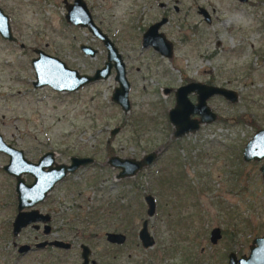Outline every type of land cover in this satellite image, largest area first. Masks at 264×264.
Wrapping results in <instances>:
<instances>
[{
	"label": "rangeland",
	"instance_id": "1",
	"mask_svg": "<svg viewBox=\"0 0 264 264\" xmlns=\"http://www.w3.org/2000/svg\"><path fill=\"white\" fill-rule=\"evenodd\" d=\"M58 1L0 0L15 37L25 45L21 50L0 39V135L30 161L47 151L55 153L57 163L72 156L94 159L38 207L55 213L63 237L71 234L65 220H78L75 249L61 254L62 264L81 263V244L91 249L95 264H227L230 252L247 255L251 241L264 231V160L245 162L242 157L246 143L264 130V3L200 1L218 8L214 22L200 25L202 42L177 44L175 60L163 61L168 74L163 77L157 73L162 69L152 66V55L141 49L135 20L123 14L96 19L126 63L131 109L124 113L111 101L117 87L113 76L73 94L33 89V48L47 47L81 74L91 75L105 62L102 43L67 25ZM176 27L168 28L172 39L180 37ZM80 44L97 49V55L83 56ZM185 76L213 80L235 91L238 99H211L210 108L222 120L170 142L173 128L169 131L163 112L172 107V98L162 90L175 89ZM115 128L120 131L111 136ZM107 146L120 158L139 160L152 152L156 158L135 177L117 180L119 170L107 164ZM7 162L0 153V264H37L39 259L17 257L12 247L16 201L14 179L3 171ZM146 195L156 204L152 218L146 214ZM143 220L155 240L147 250L137 238ZM215 228L222 238L212 245ZM107 233H123L127 240L109 244ZM36 236L27 231L16 242L34 243L40 239Z\"/></svg>",
	"mask_w": 264,
	"mask_h": 264
},
{
	"label": "water",
	"instance_id": "2",
	"mask_svg": "<svg viewBox=\"0 0 264 264\" xmlns=\"http://www.w3.org/2000/svg\"><path fill=\"white\" fill-rule=\"evenodd\" d=\"M72 9L66 16V22L76 27L87 29L88 32L98 39L107 51L108 62L102 68L95 71L93 76H79L76 71L69 70L59 60L43 55L40 52L39 59L33 61V69L35 70L36 82L35 88L49 87L57 93H75L81 88L90 84H95L99 81L106 80L110 75V70L114 66L116 70L115 88L111 101L118 105L124 113H128L131 109L129 101V83L126 78L125 67L120 55L118 54L114 44L110 39L94 24L89 15L74 16L71 14ZM159 24L152 27L143 39V47L151 46L155 51L171 57L172 46L167 42L163 35L157 34ZM0 36L6 40L12 41L11 30L8 23V18L3 15L0 10ZM81 50L88 56L94 57L97 53L96 49L90 47H81ZM114 63V65L112 64ZM195 91L199 95L198 105L193 107L187 100V94ZM205 91V94L202 93ZM220 96L224 100L231 103L237 102V95L231 90H226L218 87L201 86L199 84H191L179 88L176 91V105L169 112V121L174 128V138L179 139L187 134L194 133L199 128L200 124H211L216 121V115L213 114L206 101L209 97ZM192 106V107H191ZM190 114L199 115L200 122L191 121L188 117ZM119 132L118 128L111 131L110 135L115 136ZM0 153L8 156V164L3 167V171L10 177H13L16 182L17 209L18 214L13 223V235L16 236L20 230L37 221H45L46 216H42L38 211L23 212L24 209H31L39 202L44 200L46 194L52 190L54 185L61 181L67 174L74 173L79 167L91 163V159H71L70 165L56 166L55 169L43 172V166L53 163V154H46L38 164L28 162L20 150L6 144L0 135ZM245 162H261L264 160V130L257 131L252 138L246 143L243 153ZM156 158L154 152L142 156L139 160L132 158H120L113 156L109 158L107 164L112 169H118L116 176L117 180L133 178L137 173L149 167ZM260 173L264 182V162L260 167ZM22 175H30L33 179L31 186L25 185ZM144 202L147 206V216L151 218L155 213V201L151 195L144 197ZM220 238V231L215 228L211 232V242L215 243ZM124 237L119 234L107 233L106 240L111 244H121L124 242ZM139 239L144 248H150L154 242L148 232V222L144 221L142 228L139 231ZM56 246L61 248H69V245L57 242ZM255 245V246H254ZM43 245H40L42 247ZM27 248H20V252ZM82 264H88L89 250L82 246ZM228 264H264V233L261 238L253 241V247L250 248L248 257L236 259L235 255L229 256Z\"/></svg>",
	"mask_w": 264,
	"mask_h": 264
},
{
	"label": "flooded vegetation",
	"instance_id": "3",
	"mask_svg": "<svg viewBox=\"0 0 264 264\" xmlns=\"http://www.w3.org/2000/svg\"><path fill=\"white\" fill-rule=\"evenodd\" d=\"M200 1H202V0H192V2H189V0H59L58 2H56V7L58 9L60 8V9L63 10V12L61 14L63 15V18L65 20V23L67 25H69V26H72L71 28H74V29H79V27H76V26H74L72 24H68L66 22V19H65L66 16L68 15V13H69V9H72L71 14H73L76 17L78 15L79 16H82V15H84V13L86 15H89L90 18L92 19V21L94 22V24L114 44V47L116 48L118 54L121 57V60L123 61V64H124V67H125L126 78H127L126 63L123 60V57H122L121 53L119 52L118 48L116 47V43L114 42V40L112 39V37L108 33L104 32L97 25L96 19L105 18V16H118V15H122L123 14V17L124 16L125 17L128 16V18L135 20L134 21V24H133L134 25L133 29H134V31H137L136 34H138V35L140 34V45H141L142 51L143 52H148V53H150L152 55V57H153L152 66L162 69V67H163L162 65H164L163 64V61H167L168 63H172L175 60V53H176V48H177L176 46H177L178 43H181L183 45H189V44L191 45L195 41L202 42V33L200 31L201 30L200 25L205 24L207 26H210L214 22V18H215L214 14L218 10V8L215 7V6L214 7L209 6V8H208L205 5H201L200 4ZM236 2L240 3L243 6L250 5L252 3L250 0H236ZM258 2L264 3V0H259ZM0 10L2 11L3 15L8 18V23H9V26H10L11 36H12L13 40L12 41H9V40H6V39L2 38L1 36H0V39L2 41H4V42H7V43L13 45V46L19 45V48L21 50H25V45L23 43L19 42V40L17 39V37H15V35H14L13 31H12V26H11V23H10L9 16L5 13L3 7L0 6ZM193 16L196 17V18H198V21H196V22H193V21L190 22L191 21V18ZM173 23H176V25H177L176 28L179 29V31L181 33L179 39H172L169 36L168 28ZM158 24H159V27L157 28V34L163 35L164 38H165V40L167 42L171 43V46H172L171 57H166L165 55H162L161 53L155 51L151 46L143 47V39H144L145 34H147L148 31L152 27H154V26H156ZM80 29H82V28H80ZM84 30H86L88 32L87 29H84ZM229 30H232V29H229ZM82 46H84V47H90V48H93V47H91V46H89L87 44H80L79 47H78V49L82 53L83 56L89 57V58H94L97 55V53H98V50L97 49H96L97 50V53H96V55L94 57H90V56L86 55L81 50V47ZM93 49H95V48H93ZM40 52L43 55H47V56H50V57H53V58L59 60L69 70L76 71L79 76H93V74L95 73V71L98 70V69H96L94 71V73H92L91 75L81 74L76 69H72V68L68 67L67 64L62 59L58 58L57 56L51 55L48 52V48L47 47H44V48L43 47H39V48L36 47V48H33L32 49L33 56L29 59V62H30V65H31L32 69H33V65H32L33 64V61L39 59ZM107 62H108V60H107V51H106V58H105V62L104 63L106 64ZM112 64L114 65L113 62H112ZM137 71H138V69H137ZM163 72H164V74H163ZM157 73L161 77H163L164 75L165 76L168 75L167 73H165V70L164 69L158 70ZM184 73H186V72H184ZM34 74H35V70H34ZM112 76L114 77V80H115L116 70H115L114 66H112V68L110 70V75H109V77L107 79L111 78ZM127 80H128V78H127ZM34 82H36V76H35V80L32 82L33 89L34 90L43 89V88H35L34 87ZM128 83H129V81H128ZM191 84H199L201 86L218 87V88L230 90V89L225 88V87L217 86L213 82V80L203 81V80L196 79V77H193V78L191 77L190 78L189 76H185V78L181 82V84L178 87H176L175 89L164 88L162 90L163 95L170 96L172 98V107H170L167 112L166 111L163 112V116L165 118H167L166 125H167L169 131L171 130V128H173L172 124L169 121V112L175 108V105H176V91L179 88H181V87L188 86V85H191ZM90 85H92V84H90ZM44 88H49V87H44ZM83 88H85V87H83ZM83 88H81V89H83ZM115 88H117V87H115ZM115 88H114V90H115ZM129 88H130V84H129ZM231 91H233V90H231ZM77 92H75V93H77ZM233 92H235V91H233ZM202 93L205 94V91H203ZM62 94H68V93H62ZM69 94H73V93H69ZM197 94L198 93H196L195 91L190 92L189 94H187V100H188V102L193 107H196L198 105V97H199V95H197ZM214 98H222V97H220V96H212V97H209L207 99V101H206V105L208 106V108L210 109V111L213 114L216 115V121L218 120V122H219V121L222 120V118L219 117V116H217V114L212 111V109L210 108V106L208 104V102L211 99H214ZM237 99H238V96H237ZM188 117H189V119L191 121H198V122H200V118H201L197 114H190V115H188ZM216 121H214L213 123H216ZM168 123H169L170 126L168 125ZM207 125H210V124H200L199 123V128L194 133L199 132L202 127L207 126ZM118 129L120 131V128H118ZM173 134H174V128H173V132H172L171 137H170V142L171 141H177V140L181 139V138H179V139L174 138V135ZM190 134H193V133H190ZM190 134H187L184 137H187ZM170 145L171 144H168V147H170ZM10 146H12V145H10ZM13 148H15V147H13ZM107 148H110V146H107ZM17 150H19V149H17ZM20 151L23 153V157L25 158L26 156H24V152L22 150H20ZM48 153H52L53 154V163H51L50 165L46 164V165L43 166V169L42 170L45 173L48 172L49 170L55 169L56 166H60V165L69 166L70 165V162H71V159H73V158H77V159H91L92 162L91 163H88V164H85V165H83L81 167H79L74 173L67 174L61 181L57 182L54 185V187L52 188V190L49 191L46 194V196H45L44 200H42V202H39L38 204H36L31 209H24L23 212H30L32 210H36L42 216H46V218H45V221H40L39 220V221H37V223H32V224H30V225L22 228L20 230V232L16 236L13 235V223L15 221V218H16L17 214H18V209H17V195H16V182L14 180V195H15V201H16V205H15V207H16V214L14 216L13 221L11 222V226H10L11 227L10 237L12 239H14V241H12V247L14 248L17 257H24V258H29V259L30 258H32V259H35V258L36 259H39V261L37 262V264H62L61 254L70 253V252H72L75 249L73 240L78 237L75 234V232L77 230L75 225L78 224V220L77 219H67V220H65L66 223L63 224V225L65 227H69L70 228L69 229V232H71V234L69 235L70 237H68V236L63 237L62 233L65 232V229L64 228H59L58 225H57L58 223L56 224L57 220L55 219V216H54L55 213L52 212L51 209H49V208H48L49 209V211H48V210H39L38 207L41 206L42 204L46 203V201L48 200V198L51 195V193L60 184H62L63 182L69 180V178L71 176L76 175L79 172L80 169H83V168H85L87 166L92 165L94 163V159L91 158V157H76V156H72V157L69 158V161L67 163H57L55 153L52 152V151H47V152L42 153L41 155H39L36 158L35 161H30V160H28L26 158L25 159L28 162L32 163V164H38L39 160H41ZM113 156H116V155L114 154ZM113 156H111V157H113ZM111 157H107L108 160ZM108 160H107V162H108ZM8 161H9V158H8ZM7 164H8V162H7ZM116 176H115V178H116ZM10 178L14 179L13 177H10ZM22 179L24 180L25 185L31 186L32 183H33V179H32V177L30 175H22ZM127 179H129V178H127ZM155 206H156V204H155ZM146 212H147V210H146ZM144 221H147L148 222V220H143V222ZM143 222H142V224H143ZM141 228H142V225H141ZM213 230L214 229H212L211 232ZM27 231L34 232L37 235L36 238L37 239L40 238V239L37 240V241H35L34 243H30V244H18L16 242V240H19L21 238V236H23L24 233L27 232ZM219 231H220V229H219ZM148 232H149V229H148ZM211 232H210L209 241H210V243L212 245H216L218 243V241L222 238V232L220 231V238L215 243H212L211 242ZM263 233H264V231H263ZM263 233H262V236H263ZM114 234L122 235L125 238L123 243H121V244H114V245H123L126 242L127 237H126L125 234H123V233H114ZM150 235H151L152 240L154 242V244H153V246H154L155 245L154 237H153V235L151 233H150ZM261 237H256V238H254V240L255 239H258V238H261ZM105 238H106V234H105ZM137 238L139 240L140 246L143 249H146L147 250V249H150V248L153 247L152 246L150 248H144L142 246V243H141V241L139 239V232H138ZM254 240H252L251 243H250V246L248 248L249 251H250V248L253 247V241ZM57 242L67 244V245H69V248L65 249V248L58 247V246L55 245V243H57ZM109 244H111V243H109ZM40 245H43V246L40 247ZM82 246L87 247L88 250H89L88 264H95V262L91 259L92 258V251H91V249L87 245H84V244H81L79 246L80 259H81V263L80 264L83 263V260H82V249H81ZM22 247H26L27 249L25 251H23V252H20L19 250ZM249 251H248V254L247 255L241 254L239 257L235 254V252L228 253L227 254V257H226L227 264L229 263V256L231 254L235 255L236 259L238 260V259H240L241 257H244V256L245 257H248L249 256ZM27 262H30L29 264H31V261L27 260ZM27 262H25V263H27ZM32 264H34V263H32Z\"/></svg>",
	"mask_w": 264,
	"mask_h": 264
},
{
	"label": "trees",
	"instance_id": "4",
	"mask_svg": "<svg viewBox=\"0 0 264 264\" xmlns=\"http://www.w3.org/2000/svg\"><path fill=\"white\" fill-rule=\"evenodd\" d=\"M168 144V143H167ZM115 153L113 152V148H107L106 149V156L107 157H111V156H113Z\"/></svg>",
	"mask_w": 264,
	"mask_h": 264
}]
</instances>
